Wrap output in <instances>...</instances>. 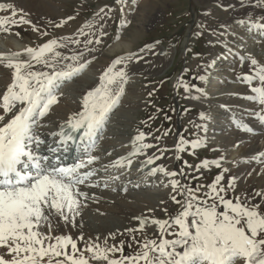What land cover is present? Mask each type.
Returning a JSON list of instances; mask_svg holds the SVG:
<instances>
[{
    "label": "snow or ice",
    "instance_id": "obj_1",
    "mask_svg": "<svg viewBox=\"0 0 264 264\" xmlns=\"http://www.w3.org/2000/svg\"><path fill=\"white\" fill-rule=\"evenodd\" d=\"M115 2L124 4V0ZM111 11L110 7L107 12L101 8L95 15L102 20L100 13L107 16ZM0 13H6L0 15V34L16 36L20 33H14V29L27 25L46 37L49 27L61 28L74 19L68 16L41 28L14 2H0ZM237 23L244 26L245 21ZM127 24L130 21H122L121 27ZM93 28V24L86 23L76 38L52 37L35 47L0 53V66L11 73V82L0 94V264H264V192L235 195L236 178L232 176L225 183L223 172L229 169L223 168L220 159L203 160L196 166L197 171L214 166L223 168V172L210 184L193 187L177 179L186 175L183 170L169 171L156 163L163 152L148 154L147 150L154 147L145 142L149 134L137 130L128 155L103 169L95 167L99 157L93 153L110 114L125 94L129 64L142 59L136 53L113 59L100 74L98 85L83 95L79 110L70 114L58 131L49 133L48 139L38 131L47 126L42 121L59 102L61 89L92 63L86 52L94 49L88 46L101 44L100 37L106 35L101 32L97 37ZM247 30L264 37V17L249 18ZM81 35L89 38L81 41ZM81 43L83 49L69 48L70 44ZM249 64L251 74L240 79L248 86L250 99L259 106L256 117L264 124V64L255 58H250ZM198 79L206 81V76ZM175 86L183 88L186 98H207L205 89L189 85L182 78ZM208 119L206 113H200L201 121ZM233 123L240 131H253L237 117H233ZM203 130L207 132L206 127ZM206 144V136L194 141L181 138L175 148L176 159L189 148L194 155ZM141 156L145 159L140 162V170L148 169L147 175L166 178L167 182L162 179L160 183L170 188V200L178 208L175 215L168 214L167 207L161 208L166 218L145 214L134 217L137 227L125 230L131 241L127 247L133 251L126 253L125 241L108 243L109 238L115 241V234L103 240L86 236L76 220L89 200L97 202L83 188L100 187V182L93 179L100 171L130 168L132 158ZM258 159L264 162V153ZM119 179V175L110 173L104 187L109 188ZM123 190L127 192L126 187ZM229 192L233 195L229 196ZM160 204L165 205L166 201L161 200ZM148 212L154 213L155 209ZM76 228L81 231L73 235L71 229ZM149 228L154 230L151 237L147 234Z\"/></svg>",
    "mask_w": 264,
    "mask_h": 264
},
{
    "label": "bare ground",
    "instance_id": "obj_2",
    "mask_svg": "<svg viewBox=\"0 0 264 264\" xmlns=\"http://www.w3.org/2000/svg\"><path fill=\"white\" fill-rule=\"evenodd\" d=\"M72 1L75 0H0V2L16 3L19 8H22L29 15L33 23L38 24L41 28L49 22L59 23L68 16L74 17L73 20L68 21L61 28L49 27L47 29L49 36L46 37H41L39 33L33 32L27 25L14 29V33H20L21 49L25 46L35 47L52 37L76 38L81 27V20L78 16L80 13L77 10L75 14H66V5ZM134 1L130 0L129 4L125 5L123 9L124 19H127ZM242 1L238 6L225 1L220 4L226 14L230 15V19L225 24L216 26L214 30L204 35L210 45H218L219 49L211 50L207 62H203L196 70L197 77L206 76V81H200L199 79L198 81L200 83L199 87L205 89L207 98L200 100L188 98V101L191 105L198 106L201 112L210 117L207 121H201L199 114L193 121V125L197 130L196 139L207 137V144L200 148L210 147V151L216 156H214L215 159L208 160L220 159L223 168L229 169L228 172H223V168L218 169L210 166L207 170L201 168L197 171L196 166L201 161L191 171L201 175L219 170L218 173L223 172L225 180L234 176L238 185L237 188L244 192L253 190V188L256 190L255 187L264 184V162L258 159L260 153H264V124H261L256 117L259 106L250 99L248 86L240 79L244 74H251L250 58H255L259 63L264 64V37L257 35L254 30L251 32L247 30L249 18L255 20L264 17V6L258 7V2L264 3V0ZM235 9L238 11L236 14L233 13ZM98 10L97 7L95 12H98ZM0 15H6V13H0ZM240 20L245 21L244 26L237 23ZM2 36L7 35L0 34V37ZM84 37L81 35L79 39L83 41ZM186 43L187 38L183 43L184 48ZM80 47L81 44L69 45L70 49L79 50ZM89 48H92V46ZM21 49H16V51ZM119 50L127 51L129 45L122 44L120 48L114 47L107 54ZM61 51L68 55L71 54L68 49H62ZM95 52V49L91 53L86 52V58L92 61L89 65L91 70L85 73L84 76L80 74L71 82L65 84L61 89L59 102L52 107L49 115L42 121L47 126L38 129V131L44 134L45 139H48L49 133L58 131L59 126L66 121L70 114L79 110L83 95L98 85L100 75L97 76V67L93 66L94 58L98 54ZM143 52L146 53V51ZM164 53L165 51L160 49L157 55L161 56ZM164 56L166 57V55ZM165 71L166 69L159 73L164 74ZM132 73L128 72L129 81L127 86H129H126L125 91L128 95L122 96L120 105L110 114L106 129L102 136L98 138L97 147L93 153V155L99 157L98 162L95 164L98 169H103L105 165H110L115 159L126 156L131 151V139L137 134V130L132 129V127L136 124L140 125V122L132 120L131 115L137 112L142 114V94L150 93L148 86L140 90L130 88L131 83L134 82L131 79ZM159 73L154 77H158ZM179 78H173L170 82V86L176 90L181 88L175 86ZM10 82V70L0 66V94L6 90ZM221 105L225 107H221ZM233 117L245 122L253 130L252 133L240 131L233 123ZM144 119L146 121V118ZM144 127L146 126L144 125ZM205 127H209L206 133L203 130ZM178 136L169 139L172 140L171 144L173 143L170 148H167L163 142L156 140L150 134L145 141L154 145L153 148L147 150L148 154L156 153V155H160L161 151L163 152L162 159L156 163L163 164L169 171L176 170L179 172L183 170L176 159L175 148L178 142L175 139ZM163 140L165 141V138ZM233 145L239 146L233 147ZM132 159L133 163L130 168L125 167L118 171L116 169L110 170L111 174L119 175L120 179L112 182L109 188L104 187V180L110 173L104 171H100L93 178L100 182V187L83 188L90 196L94 195L97 201L92 202L89 200L88 207L82 209L81 216L77 217L76 220L78 225L83 226L82 231L86 236L100 237L101 240L110 237V234L120 237L125 236L127 234L126 229L137 227V221L134 217L145 214L156 218H166V214L161 211V208L167 207L168 214H171V211L175 209V204L170 200V188H164L163 184L160 183L162 179L167 182V179L159 175L155 177L147 175L148 169L140 170V162L145 157H133ZM182 177L178 176L177 179H182ZM125 187L127 192L123 190ZM113 188L116 190L113 191ZM161 200L166 201V204L161 205ZM148 209H155V212L149 213ZM101 213L104 214L101 215ZM124 225L127 226L126 229H123ZM71 231L73 235H76L81 229L76 228L71 229ZM153 233L152 228L147 230V234L153 235ZM65 234H67V230H65Z\"/></svg>",
    "mask_w": 264,
    "mask_h": 264
},
{
    "label": "rangeland",
    "instance_id": "obj_3",
    "mask_svg": "<svg viewBox=\"0 0 264 264\" xmlns=\"http://www.w3.org/2000/svg\"><path fill=\"white\" fill-rule=\"evenodd\" d=\"M223 1L230 2L234 6H238L240 2H243L242 0H135L127 19H124L121 9H124L130 0H124L123 5L117 4L115 0H75L67 3L66 14H75L78 10V13H80L78 16L81 20L79 29L87 23L94 25L92 32L97 37H100L101 32L106 33V35L100 37L102 39L101 44L88 46H92L98 53L95 52L97 55L93 61V66L97 67V76L117 57L132 53L142 57L139 62L129 64L128 72H133L131 79L134 82L136 80L135 83H131L130 88L140 90L148 86L152 95L142 94V114L137 112L131 115L132 120L140 122V125L136 124L132 129L145 131L155 138L159 136V138L161 137L159 141L170 148L173 143L171 144L172 140L169 139H173L178 135L175 139L177 142L181 138L185 141L196 140L197 130L193 125V121L201 113L198 106L190 104L183 88L176 90L170 86V82L173 78L180 77L179 79L182 78L183 82L189 85L200 86L196 74L197 68L203 62H207L211 50L219 49L218 45H210L204 35L214 30L216 26L225 24L230 19V15L226 14L220 6ZM258 4L260 8L264 6L263 2H258ZM97 7L99 9L105 8L106 12L110 7L112 11L108 12L107 16L100 13V16L104 17L101 20L95 15ZM237 12V9H235L233 13L236 14ZM122 21H130V24L121 27ZM84 30L89 31L87 28ZM117 36H119V39H117ZM85 37L84 40L89 38L88 36ZM19 38L20 36H14V34L0 37V53L21 49L22 42ZM185 38H187L186 49L183 44ZM122 44L129 45V50H119L107 54L114 47L120 48ZM83 47L84 45L81 43L80 48ZM160 49L165 53L158 56L157 53ZM164 69H166L164 74L159 73ZM90 70L88 67L81 76H84ZM158 73V77H154ZM147 75L151 76L148 77ZM125 95L128 94L125 93L123 96ZM150 117L151 119H149ZM144 118H146L147 123H143L146 122ZM191 151L189 148L180 153L181 158L178 162L183 168V172L186 173L182 180L193 187L210 184L214 177L219 174V170L200 175L191 171V169L203 160L215 159L214 156L216 155H213L208 146L195 150L194 155L190 154ZM226 182L227 180H225ZM255 188L256 190L253 188V190L244 192L240 188H236L235 195L243 197L245 193L251 195L254 192H264V184ZM202 191H206V189H202ZM231 195L233 193L229 192V196ZM177 208L178 206L175 205L171 215H175ZM126 227L124 225L123 229H126ZM136 235L137 238H140L139 233ZM148 235L153 236L152 234ZM121 240L126 242V253L133 251V249L127 247V243L131 242L129 233L121 237L116 236L115 241L109 238V244H119ZM134 247L135 245H133Z\"/></svg>",
    "mask_w": 264,
    "mask_h": 264
}]
</instances>
